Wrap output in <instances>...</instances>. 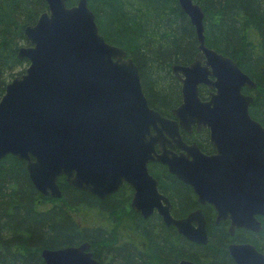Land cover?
Returning <instances> with one entry per match:
<instances>
[{"label": "water", "instance_id": "95a60500", "mask_svg": "<svg viewBox=\"0 0 264 264\" xmlns=\"http://www.w3.org/2000/svg\"><path fill=\"white\" fill-rule=\"evenodd\" d=\"M47 11L24 29L28 45L24 73L14 77L0 99V160L25 163L42 197L61 198L58 178L103 200L123 184L132 188L130 206L143 219L158 215L187 241H208L202 210L183 218L171 215L148 164L158 163L188 185L199 206L215 211L214 222L228 221L254 233L264 224V129L249 115L256 84L228 57L205 46L204 13L192 0H177L198 41L189 65H172L180 84V104L172 118L149 107L136 65L99 34L87 0H44ZM209 90L202 100L199 88ZM205 129L214 150L204 154L187 145L180 129ZM179 150L176 153L172 147ZM260 220H259V219ZM234 264H264L248 243L228 245ZM44 264H99L86 243L44 249ZM178 264H196L182 260Z\"/></svg>", "mask_w": 264, "mask_h": 264}, {"label": "trees", "instance_id": "16d2710c", "mask_svg": "<svg viewBox=\"0 0 264 264\" xmlns=\"http://www.w3.org/2000/svg\"><path fill=\"white\" fill-rule=\"evenodd\" d=\"M77 0H66V6ZM204 13L205 46L230 58L255 82L249 115L264 129V0H192ZM99 34L124 51L136 65L150 108L172 118L181 102L180 84L172 65H189L198 50L195 31L177 0H87ZM47 11L44 0H0V99L6 85L24 73L28 62L18 59L28 45L24 29ZM209 90L200 86L199 96ZM202 152L210 153L207 130L188 135ZM149 173L167 196L175 218L197 208L206 222L208 241L198 245L177 234L153 214L148 219L128 212L123 189L99 200L58 178L61 198L42 197L30 182L25 163L7 155L0 160V264H44L40 253L89 243L99 264H234L228 245L248 243L264 255V224L259 232L236 229L229 236L228 221L215 224V211L199 206L192 189L160 164Z\"/></svg>", "mask_w": 264, "mask_h": 264}, {"label": "flooded vegetation", "instance_id": "af4514ba", "mask_svg": "<svg viewBox=\"0 0 264 264\" xmlns=\"http://www.w3.org/2000/svg\"><path fill=\"white\" fill-rule=\"evenodd\" d=\"M248 95V94H247ZM203 130V129H202ZM201 130V131H202ZM201 131H199V132H196V130H195V127H192L191 128V131L190 132H186L185 130H182V129H180V135H181V132H183V133H186V134H188V135H192L193 133H196V134H199V133H201ZM207 134H208V132H207ZM182 138V137H181ZM183 140V139H182ZM184 141V140H183ZM208 141H209V139H208ZM185 142V141H184ZM187 145H189V144H192V143H194V142H185ZM196 144V143H195ZM197 145V144H196ZM199 148V147H198ZM171 150L172 151H174V152H176V153H179V150L178 149H176L174 146L171 148ZM200 150V149H199ZM201 151V150H200ZM202 152V151H201ZM204 154H213L214 153V150H213V148H212V150H211V152L210 153H205V152H203ZM151 164H158V163H149L148 164V169L150 168V165ZM164 167V166H163ZM166 168V167H165ZM167 170V169H166ZM149 171V170H148ZM168 172V171H167ZM175 178V177H174ZM176 179V178H175ZM157 186H158V183H157ZM121 189H123V193H124V196L126 197V201H127V207L129 208V210H128V212H131V211H133V213H136L132 208H131V206H130V203H131V199H132V194H133V190H132V188L131 187H129L127 184H123L120 188H119V190L116 192V193H118ZM116 193H114V194H116ZM113 194V195H114ZM112 196V195H111ZM167 197V196H166ZM104 200V199H103ZM170 200V199H169ZM170 203H171V201H170ZM171 208H172V205H171ZM136 214H138V213H136ZM139 215V214H138ZM259 219V218H258ZM260 220V219H259ZM228 226H229V222H228ZM261 228H262V224H261ZM228 230V229H227ZM235 232V231H234ZM234 235V234H233ZM232 243H235V242H232ZM231 244V243H230ZM237 244H243V243H237Z\"/></svg>", "mask_w": 264, "mask_h": 264}, {"label": "bare ground", "instance_id": "6f19581e", "mask_svg": "<svg viewBox=\"0 0 264 264\" xmlns=\"http://www.w3.org/2000/svg\"><path fill=\"white\" fill-rule=\"evenodd\" d=\"M39 18V17H38ZM26 28V27H25ZM18 58V57H17ZM19 59V58H18ZM26 60V59H25ZM172 209V208H171ZM172 215V214H171ZM187 216V215H186ZM185 216V217H186ZM183 218V217H182ZM84 243H86V244H88L89 245V243L88 242H84ZM83 244V243H82ZM90 246V245H89ZM90 252V251H89Z\"/></svg>", "mask_w": 264, "mask_h": 264}]
</instances>
